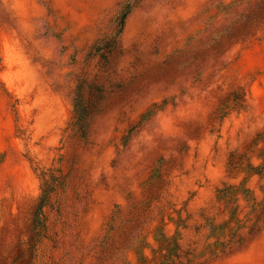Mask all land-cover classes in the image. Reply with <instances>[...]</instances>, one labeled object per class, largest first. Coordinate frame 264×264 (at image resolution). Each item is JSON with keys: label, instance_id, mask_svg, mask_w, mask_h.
<instances>
[{"label": "rangeland", "instance_id": "obj_1", "mask_svg": "<svg viewBox=\"0 0 264 264\" xmlns=\"http://www.w3.org/2000/svg\"><path fill=\"white\" fill-rule=\"evenodd\" d=\"M0 264H264V0H0Z\"/></svg>", "mask_w": 264, "mask_h": 264}, {"label": "trees", "instance_id": "obj_2", "mask_svg": "<svg viewBox=\"0 0 264 264\" xmlns=\"http://www.w3.org/2000/svg\"><path fill=\"white\" fill-rule=\"evenodd\" d=\"M132 9V4H129L128 5V8L122 12L121 16H120V23H121V27L123 28L124 24H125V20H126V17L128 16L129 12L131 11ZM77 109H76V125H78L79 129L83 131H86V127H85V119L86 117H88L89 115V112H88V109L86 108H83V107H80L79 104L77 105ZM48 191V190H47ZM48 198L49 196L47 194H45L42 198H41V207L44 206V204L48 201Z\"/></svg>", "mask_w": 264, "mask_h": 264}]
</instances>
